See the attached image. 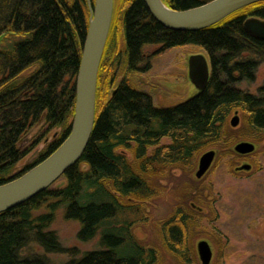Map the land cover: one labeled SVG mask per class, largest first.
Wrapping results in <instances>:
<instances>
[{"label": "trees", "instance_id": "trees-1", "mask_svg": "<svg viewBox=\"0 0 264 264\" xmlns=\"http://www.w3.org/2000/svg\"><path fill=\"white\" fill-rule=\"evenodd\" d=\"M119 1L98 71L89 143L54 185L0 214V264H55L49 255H66L61 264H189L199 226L187 202L199 156L210 150L230 154L241 138H264V86L256 94L239 86L264 63V40L243 28L247 20L264 21V2L208 29L174 32L155 22L142 0ZM209 1L162 0L177 11ZM89 18L88 0H0V185L39 164L67 137ZM119 21L123 51L114 54ZM185 46L206 52L208 86L181 105L159 108L129 82L151 69L154 54L146 48ZM120 71L123 78L112 88ZM237 111L243 120L235 134L228 122ZM40 122L45 132L37 140L59 133L17 170L32 150H20V141ZM163 139L170 143L160 145ZM159 202L167 209L161 220L146 209ZM58 213L78 224L79 242L97 239L98 248H65L51 230ZM136 228L144 239L136 237Z\"/></svg>", "mask_w": 264, "mask_h": 264}, {"label": "rangeland", "instance_id": "rangeland-1", "mask_svg": "<svg viewBox=\"0 0 264 264\" xmlns=\"http://www.w3.org/2000/svg\"><path fill=\"white\" fill-rule=\"evenodd\" d=\"M119 2L114 0L113 9L117 8ZM117 28L114 33V54L123 51L120 21ZM145 53L148 56L154 54L151 58V69L145 74H134L129 83L150 94L157 107H176L197 95V90L188 78V59L192 55H202L208 61L203 49L185 46L159 52L156 47H148ZM123 74L122 71L117 73L118 78L112 88L121 82ZM239 86L251 94H256L258 88L264 86V63L258 66L251 82H243ZM238 117V126L230 127L235 134L240 133L242 127L243 115L238 112ZM43 132L45 128L43 122H40L22 137L20 150H32L17 164V170L33 162L47 145L45 141L51 143L59 130L46 132L40 141L37 140ZM240 142L254 144V153L247 156L237 155L234 147ZM169 143L168 139H163L160 145ZM152 151L153 149H148L147 154L150 155ZM213 151L216 157L207 173L200 180L194 176L199 156L190 178V187L193 190L189 193L187 205L199 227L191 238L193 256L189 264H201L196 251L199 241H206L211 248L210 264H264V138L260 142L241 138L233 144L230 154L225 150ZM125 154L131 160V155L128 152ZM243 164L251 165V170L238 171L237 168ZM158 196L164 195L162 193ZM164 205L159 202L146 209L154 218L161 220L167 214ZM78 229L76 222L63 220L60 213L51 226V230L57 234L65 248H74L80 252L97 249V239L87 243L77 240ZM135 235L138 239H144L139 228L135 229ZM48 259L55 264H61L67 256L49 255ZM163 264L172 263L166 261Z\"/></svg>", "mask_w": 264, "mask_h": 264}, {"label": "water", "instance_id": "water-1", "mask_svg": "<svg viewBox=\"0 0 264 264\" xmlns=\"http://www.w3.org/2000/svg\"><path fill=\"white\" fill-rule=\"evenodd\" d=\"M151 18L163 28L174 32H198L221 22L232 13L264 0H211L197 7L177 11L162 0H142ZM90 18L75 81L74 114L64 141L43 161L23 175L0 185V214L14 209L54 185L64 173L81 159L92 134L95 122L96 87L100 63L106 47L113 19L114 0H88ZM243 28L249 35L264 40V21L247 20ZM210 65L202 55L188 59V78L193 87L202 92L209 81ZM114 94V91L112 92ZM239 124L238 112L229 121L232 128ZM250 142H240L234 152L240 156L254 153ZM216 157L213 150L203 153L194 174L200 180ZM238 171H250L243 164ZM196 251L201 264H210L212 251L206 241H199Z\"/></svg>", "mask_w": 264, "mask_h": 264}, {"label": "flooded vegetation", "instance_id": "flooded-vegetation-1", "mask_svg": "<svg viewBox=\"0 0 264 264\" xmlns=\"http://www.w3.org/2000/svg\"><path fill=\"white\" fill-rule=\"evenodd\" d=\"M156 48H157V47H156ZM157 49H158V48H157ZM208 62H209V59H208ZM209 65H210V62H209ZM209 80H210V77H209ZM208 83H209V81H208ZM207 86H208V84H207ZM207 86H206V88H207ZM206 88H205V89H206ZM205 89H204V90H205ZM204 90H203V91H204ZM203 91H202V92H203ZM199 93H201V92L197 91V94H199ZM246 156H247V155H246Z\"/></svg>", "mask_w": 264, "mask_h": 264}]
</instances>
